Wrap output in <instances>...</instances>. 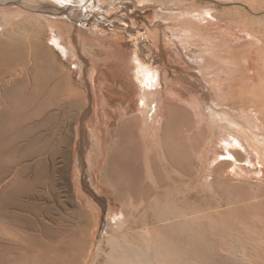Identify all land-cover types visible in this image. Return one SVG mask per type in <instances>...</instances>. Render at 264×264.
Segmentation results:
<instances>
[{
    "label": "rangeland",
    "instance_id": "374dc122",
    "mask_svg": "<svg viewBox=\"0 0 264 264\" xmlns=\"http://www.w3.org/2000/svg\"><path fill=\"white\" fill-rule=\"evenodd\" d=\"M56 7L59 13L52 12L50 5L45 1L0 0V21L1 18H11L9 13L13 16L11 22L6 25L7 28L5 27L0 33V102H3L0 105L6 109L2 124L6 138L17 144V146L12 144L9 147L10 150L6 157L7 161H13V158L21 155L26 145L25 141H14V132L31 128L35 131L39 129V123L48 121L47 133L52 131L55 139L61 136L63 149L66 147L69 149L70 146L68 162L64 161V155L59 153L62 157L56 156L59 163H71L66 180L62 184V191L65 195L63 199L69 207V212L74 213L76 209L81 212L79 219L86 221L84 227L86 226L87 230L82 235L83 241L79 244V251H72L70 259L66 256L63 260L62 255L56 251L47 256L53 261H46L44 257L45 262L37 254L38 252L33 250L26 252L25 246L20 248L17 244L21 240L25 245L28 244L29 231L27 228L14 225L12 220L0 214V264H90L94 253L93 248L96 249L94 238L96 236L97 239L100 238L106 225L107 211H102L99 215L98 224L88 210L89 208L83 204L84 201L76 197L74 186L77 184V178L72 179L69 176L74 175L73 163L84 161L89 150L88 135L84 130L87 128L86 125L97 128L100 109L96 89L101 71H104L111 84L119 83L111 72V69L118 68L123 63L113 46L116 41L121 42L128 53L129 63L132 61L128 65L131 77L136 71L133 63L136 53L139 54L141 64L158 68L162 72V86L157 94V101H159L161 115L164 116L160 121V134L167 161L163 163H180L185 171L189 167L188 174H190L184 176V180H179L177 185L175 184L176 187L174 186L173 192L168 196L169 203H173V199L182 203L187 196L188 205L184 206H190L192 211L215 212L223 216L221 220L218 216L216 217L218 225L216 224L213 229L210 228L208 221L204 222L203 228L213 234L210 239L213 250L211 253L206 249L200 250L199 264H264V178L256 181L248 180L246 177H237L232 174L233 167H230L229 162H220L214 169H209L205 164L208 162L201 157L199 159L198 155H201V149H204L210 139L219 138L220 129L212 128L206 122L198 125L194 115L185 105L174 100V97L171 99L169 91H166L167 82H180L184 88L178 87V89H181L185 101H194L199 95L200 101H198L202 108H210L215 101L219 102L209 80L201 74L198 64L186 56L184 64H178L173 59V56L179 52L185 54L183 46L174 37L176 29L184 26L196 30L201 38L195 39V44H193L203 50L213 41H232L233 46L244 47L251 38H256L259 40V45L254 49L253 56L249 57V61L252 62L251 87L244 86L240 98L234 91L235 95L230 96L231 100H225L222 103H226L225 107L236 106L237 108L243 105L256 108L255 110L264 123V0H149L145 3H140V0H66ZM51 17L59 19H53L56 26L54 30L65 38L67 44L77 39L70 57H66L61 48L52 41ZM51 35L52 38L48 42ZM201 39L203 43L199 41ZM48 43L52 45L54 52L48 49ZM214 54L217 52L214 51ZM18 67H23L22 70L33 71L28 75L23 70L15 86L8 82L9 72ZM27 81L31 82L27 83ZM242 81H238L239 87L242 86ZM127 85L129 91L126 98H122L120 95L122 93L117 89L115 93L119 97L108 92L106 94L116 105L121 103L127 105L131 101L130 112L132 116H135L140 113L142 95L139 83L132 78ZM231 85L234 87L233 84ZM11 92L18 93V97L12 99L7 95ZM46 106L47 108H44ZM0 108L3 109V107ZM44 112L47 117L44 116ZM81 112L82 114L87 113L83 120L79 119ZM50 118L53 121H50ZM180 124L182 125L179 126ZM111 129L112 138H106L100 150L92 152L94 163H101L99 169H96L97 173L94 172V178L102 190L100 198L104 200L106 207L110 203L112 209L120 213L129 196L126 195L127 198L121 196V199L117 197L115 188L108 184L110 180L107 175L108 167L112 160L120 158L122 167L126 165L132 172V150L137 144L135 141L141 143L140 148L143 149L141 152L145 154L150 150L151 146L149 147L147 143L152 142V138L146 141L132 138V119L125 120L123 123L118 119L113 120ZM217 145L221 147L222 144L217 143ZM240 152L238 158L242 159L244 154ZM47 159H49L48 155H42L31 163H36L38 160L50 163L49 160L46 161ZM19 163L17 167L21 166V162ZM22 163H30V161ZM185 163H188V167ZM238 164L249 167L243 161H239ZM15 168L11 170V173H14ZM87 181L89 182V177H81L85 196L89 194L87 186L85 187ZM1 186L3 188H0V201L16 184L4 182ZM171 196L175 198L172 199ZM178 198L181 199L178 200ZM55 206L59 209L57 203ZM2 210L4 207L0 202V212ZM57 223L60 222L57 221L56 226ZM93 231H95V237ZM232 249L235 253L241 254V258H233L236 261L230 260L228 253ZM235 249H238L237 252ZM169 251L173 252L171 248ZM226 254L229 258H225ZM226 259L229 260L226 261Z\"/></svg>",
    "mask_w": 264,
    "mask_h": 264
},
{
    "label": "bare ground",
    "instance_id": "6f19581e",
    "mask_svg": "<svg viewBox=\"0 0 264 264\" xmlns=\"http://www.w3.org/2000/svg\"><path fill=\"white\" fill-rule=\"evenodd\" d=\"M40 1L48 3L52 12L57 13L58 9L56 6L61 5V2L66 0ZM147 1L149 0H140V3H145ZM40 4L42 5L41 2ZM1 10L3 9L1 8ZM8 15H10L11 18H1L0 33L4 31L5 27L7 28L6 25H8L13 18L11 13ZM53 19L58 18H50V27L53 31L52 41L61 48L66 57H70L73 51L72 49L75 48V40L77 39L67 44L65 38L57 34L56 30H54L56 26ZM63 21H65V19ZM174 37L183 46L185 54L179 52L173 56V59L178 64H184L186 63V56L198 64L201 74L209 80L208 82L212 85L217 95V100H219L218 103L215 101L214 105L210 108L203 107V109L199 102L200 99H198L199 95L196 97L194 96L196 99L194 101H185L182 97L181 89H178V87L184 88L182 83H175V81L170 82L168 79L169 82H167L166 91H169L170 98L172 99V97H174V100L184 104L194 115L198 125L206 122V124H210L212 128L216 127L220 129L219 138H215L216 140L212 138L206 143L204 149H201V155H198L199 159L200 157L205 159L208 162L205 164H207L209 169H214L220 162H229V164H231L230 167H233V171L231 170L233 175L237 177H246L248 180H263V121L257 110H255L256 108L243 105L237 108L236 106L225 107L226 105L224 106V104L226 103H222L225 100H231L230 96L235 95L234 91L237 92L238 98H240L242 95V88L244 86L251 87L252 62L249 61V57L253 56L254 49L259 45V40L251 38V40H249L250 42L244 47L233 46L232 41H213L212 44H208L203 50L202 48L196 47V45L194 46L195 39H200L201 35L191 27L182 26L176 29V31H174ZM51 38L52 35L48 39V42ZM199 41L203 43L202 39ZM113 46L117 54L120 55V60L123 62L118 68L111 69L113 76L118 79L119 83L111 84L110 79L105 76L104 71H101L96 89V91L98 90L97 100L100 109L97 128H92L88 125H86V129L83 128L88 135L89 150L86 153L85 159H83L84 161L80 159L82 163L81 161H79V163H73L74 175L69 176L72 179L77 178V184L74 186L76 197L84 201L83 204L89 208L88 210H90L97 223L98 217L102 211H107L106 225L99 239H97L95 231H93V236H96L94 238L96 240V249L93 248L94 253L90 264H199L200 250L206 249L209 253L213 250L211 245L212 241L210 240L213 234L203 228L204 222L208 221L210 228L213 229L216 224L218 225L216 217L218 216L221 220L223 216L215 212L205 213L201 210L192 211L190 206H184L188 205L187 196L182 203L176 202L173 199L175 197L171 196L173 203H169L168 196L171 195L176 187L175 184L179 180H184V176H189L190 174H188V163H185L188 167L186 171L184 167L182 168L180 166V163H163V161H167L166 152L165 150L163 151V146L161 145L162 136L160 134V121L164 116L161 115V108L158 103L159 101H157V94L159 93V89H161L160 86H162V72L158 68L141 64L139 54L136 53L133 61L136 71H134L131 77L129 75L128 65L132 63V61L129 63L128 53L124 50L122 43L119 41L114 42ZM47 47L53 52L55 51L49 43ZM214 51H216L217 54H214ZM135 62H138V64H135ZM77 67L79 66L77 65ZM22 68L18 67L9 72L8 82L13 85L17 84V81L23 74V70H25H22ZM30 68H32L31 65ZM79 68H81V66ZM28 70L26 69L25 71L29 75L33 70ZM24 78L27 80L26 75ZM132 78L138 81L142 95L139 106L140 113L135 116H132L130 112L132 105L131 101H129L127 105L123 103L116 105L112 102V98L110 99L106 94V92H108L116 96L117 94L115 92L117 89L122 93H119L122 95L121 97L126 98L129 91V86L127 84ZM239 80H243L241 87L237 85ZM31 81H27V83ZM231 84H233L234 87H232ZM4 91H6V89ZM166 91L164 92L165 94ZM7 95L12 99H16L19 94L11 92ZM2 99H4V97ZM0 107H3V109L0 108V188H3L1 184L4 182L16 184L15 187H11L13 189L5 194L4 198L0 201L1 205L4 207V210H2L0 214H4L5 218L12 220L14 225H21L27 228L29 231L27 236L28 244L25 245L20 237L19 239L21 241H18L19 239L17 240L19 242L17 244L20 245V248L25 246L26 252H28V250L29 252L31 250L38 252L37 254L43 258L42 261H45V259L46 261L52 260L47 256H49L50 253H56V251L59 252V255H62L61 257L63 260L65 259L63 257L66 256L67 258H71L70 253H72V251H79V244L83 241L82 235L87 229L85 228L86 226L84 227L86 221L83 222L79 219L81 217V212L76 208L74 213L69 212V207L63 199L65 195L62 191V184L63 181L66 180L71 164L66 163L68 162L67 160H69L68 153L70 151V146L68 145L69 149L68 147L63 149V140L61 141V136L55 139L52 131V135L49 132L47 133L48 121L46 120L47 122L39 123L38 125L40 127L38 126L39 129L37 128L35 131L31 128L14 132V141H25L26 145L21 155L19 154V156L13 158V161H7L6 156L8 150H10L9 147H11L12 144L17 146V144L8 140L4 134L5 131L3 130L2 122L6 109L2 105H0ZM44 108H47V106ZM86 114L80 115L79 119L83 120ZM44 116L47 117L46 114ZM44 116H42V118ZM49 117L51 116L49 115ZM116 119L122 123L125 120L132 119V138L135 140L140 138L142 141H146L152 138V142L148 141L150 143H147L149 147L151 146L150 150H148L149 152L151 151V153L148 151V153L145 154L141 152L143 151V149L141 150L140 148L141 143L135 141L137 144L136 148L132 150V172L128 170L126 165L122 167L120 158L112 160L108 167L107 175L110 179L108 180V184H111L115 188L117 197L121 199V196H129V198L126 197L128 201L125 202L124 209L120 213H116L115 210L112 209L110 203L106 207V203L100 198L102 190L98 182L95 181L94 172H96V169H99L101 163H94V155L92 154L93 151L96 152L97 149L100 150L106 138H112L111 127L113 120ZM50 121H53V119L51 120L50 118ZM181 125L182 124L179 126ZM24 127H26V125H24ZM43 131L46 133H42ZM9 134L11 135V132L8 133V135ZM65 139L67 138L65 137ZM217 143H221V147H219ZM239 150L244 154V158L242 159L238 158ZM59 153L64 155V161L66 160L65 163L57 162L58 159L56 156H60ZM42 155H48L49 159L46 161L49 160L48 162L50 163L39 161L40 159L38 161L36 160V163H31L35 158L37 159ZM229 157H231V159H229ZM29 161L30 163H22ZM239 161L245 162L249 167L239 165ZM19 162H21V166L17 167L18 164H20ZM13 168H15V171L11 173ZM82 176L89 177V182L87 181L86 185L84 184L85 187L87 186L90 194H87V196L89 195V197L84 194L82 182L85 179L81 182ZM176 191L179 193V189ZM179 199L181 198H178V200ZM55 203H57L59 209L56 208ZM57 221L60 223H57L56 226L55 223ZM170 248L173 252L169 251ZM232 250L228 253L230 256L226 254L225 258L231 257L229 258L230 260H234L233 258H241V254L235 253L234 249ZM236 250L238 249H235V251ZM227 255L229 257H227ZM228 260L226 259V261ZM39 262L41 263V261Z\"/></svg>",
    "mask_w": 264,
    "mask_h": 264
},
{
    "label": "snow or ice",
    "instance_id": "6c2138e0",
    "mask_svg": "<svg viewBox=\"0 0 264 264\" xmlns=\"http://www.w3.org/2000/svg\"><path fill=\"white\" fill-rule=\"evenodd\" d=\"M229 159H231V157H229Z\"/></svg>",
    "mask_w": 264,
    "mask_h": 264
}]
</instances>
